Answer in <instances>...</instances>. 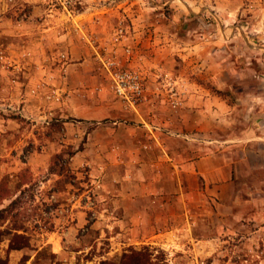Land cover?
I'll return each instance as SVG.
<instances>
[{
	"label": "rangeland",
	"instance_id": "rangeland-1",
	"mask_svg": "<svg viewBox=\"0 0 264 264\" xmlns=\"http://www.w3.org/2000/svg\"><path fill=\"white\" fill-rule=\"evenodd\" d=\"M94 1L100 5L108 2ZM136 1L134 6L144 8L153 1L160 5L158 12L151 15L156 22L164 24L156 34L168 33L171 42L166 48L174 53V70L179 69L182 75L164 71L153 75L157 85L153 90L158 96L166 97L165 108L169 113L164 125L116 118L84 122L67 113V98L71 96L84 100L101 95L111 97L127 113L133 112L142 101L134 108L121 103L111 92L107 73L97 58L103 64L112 61L123 69H139L145 81L141 64L128 65L134 45L129 40L127 18L121 20L127 29L115 20L107 40L97 42L80 27L69 26L63 16L67 12L54 0H6L8 7L0 12V32H13L0 33V98L11 87H20L22 91L13 110L0 106V120L9 119L14 123L11 124L14 130L2 128L4 122L0 123V143L6 148L20 145L22 154L19 158H0L5 171L17 163L12 174L16 178L11 179L8 173L0 178L9 192L0 210L17 191L24 189L21 200L26 211L22 202L13 212L17 217L14 222L0 211L4 217L1 236L13 232L16 225L24 228L15 233L26 237L28 251L16 264L22 260L23 264H37L39 261L34 257L31 262V258L40 243V235L49 231L56 234L62 251L56 254L57 259L47 250L41 251L45 264H98L103 260L117 264L129 249L144 248L151 257H160L159 264H171V259L184 264L186 257L192 264H264V168L256 166L245 172V152L248 157H254L253 151L264 153V140L245 137V115L251 118L248 125L257 129L259 137L264 124L259 123L264 109V0ZM84 4L85 0H74L67 7L68 12L78 11ZM119 27L123 37L115 43L111 37ZM67 31L78 34L90 51L89 61L79 66L83 70L88 67V74L80 81L77 74H68L67 67L83 61L71 59L70 45L60 46L58 37ZM193 81L202 87L203 97L217 95L227 104L223 127L217 133L193 135L173 129L178 124L180 104L172 106L171 93L181 102V87ZM72 83L73 87L83 88L71 94L62 89ZM35 87L40 88L31 92ZM53 90L58 99L46 98ZM120 125L143 129L146 138L140 143L141 151L168 150L164 156L165 170L155 166L146 183L141 188L138 186V192L137 187L134 192L128 190L127 201L131 205L146 199L151 213L156 215L164 209V204L157 188H151L152 184L163 181L165 188L169 187V197L179 195L187 188L185 185L192 184L181 166L184 161L178 160L181 145L189 162L201 159L211 165L217 160L219 167H226L227 184L221 188L216 176L208 179L194 176L198 192L195 199L170 203L165 209L168 218L145 222L144 202L138 205L134 219L130 220L133 213L125 217L110 203V190L113 192L121 183L133 181L131 168L135 164L139 166L141 161L135 163L136 157L128 159L118 143L108 142L110 139L105 148L97 145L99 129L108 128L105 133L112 138L113 129ZM93 131L97 134L92 140ZM47 145L52 147V152L46 168L43 173L35 174L25 164V156ZM21 184L26 186L23 188ZM32 209L34 213L26 218ZM70 226H73V235L67 230ZM157 237L162 243L153 240ZM1 258L8 262L5 251Z\"/></svg>",
	"mask_w": 264,
	"mask_h": 264
},
{
	"label": "crops",
	"instance_id": "crops-1",
	"mask_svg": "<svg viewBox=\"0 0 264 264\" xmlns=\"http://www.w3.org/2000/svg\"><path fill=\"white\" fill-rule=\"evenodd\" d=\"M136 0H108V2H104L102 5L96 3L94 0H85V4L80 7V9L76 12L71 11L67 12V14H63L65 19L69 22V26H77L83 29L88 36H93L94 41L102 42L107 40L106 38L109 36L111 31H113V26L115 25V20L118 22L117 24H122L121 20L124 21L125 18L128 19V23L130 25L131 38L130 43L133 44V55L128 65H136L141 64L145 70L146 77L143 82V97L142 101L138 104L136 109L131 112H123L120 104L117 100L112 99L111 97H106L104 95L98 97H92L90 99H80L79 97L71 96V98H67V113L71 116H76L83 120L84 122H97L103 119H113L116 118L119 121H130V122H143L146 125L149 123H162L166 124L165 118L168 117V113L165 108V98L158 96L157 93L153 90L157 85L154 83L153 75L158 71H164L167 74H178L179 69L177 71L174 70L173 57L174 53L169 52L168 48L170 46L171 39L168 36V33L162 32L160 35L156 34V31L163 29L164 24L162 21L156 22L152 17V13H157L160 5L156 2H151V5L147 8L144 6H137ZM187 6V5H186ZM8 7V3L6 0H0V12L2 13ZM126 24V23H125ZM122 24L126 29L127 25ZM52 30V29H50ZM129 30V29H128ZM57 31V28H55ZM7 32L12 33L10 30H3L0 33L6 34ZM78 36V34H77ZM76 35L70 34V32H66L64 35L59 36L60 46L63 47L66 45H70V57L72 60H76L77 58L82 60L81 64L79 63H71L67 67V72L70 76L77 74V77L80 79L84 78L85 75L88 74V67H85L84 70L80 65H84L89 61L90 51L87 46H83L84 41L80 40V37ZM57 38H54V41ZM57 42V40L55 41ZM161 43V44H160ZM168 47V48H166ZM142 48L145 51L141 50ZM79 55V57H77ZM181 56V55H180ZM137 64V65H138ZM179 76H182L181 74ZM186 81V79H185ZM184 85V84H183ZM75 84H70L69 87L65 88L67 93H75L79 91L80 88L83 87H73ZM9 91L4 93V97L0 98V106L4 108V110H13L15 108L14 104L20 99V94L22 89L20 87H11L8 88ZM180 92H182V100L180 102V109L178 111V124H176V128H173L177 131H181L184 134L189 133L193 135H200L202 132H215L222 129V123L224 119V113L228 111L227 104H225L224 100L217 95L209 94L207 97H203L202 87L196 84L194 81L192 83L185 84V87H181ZM7 93V94H6ZM1 94V91H0ZM19 97V99H18ZM183 102V103H182ZM204 107V110H203ZM261 115L263 116L259 123L262 121L264 123V109L261 111ZM260 116V115H258ZM221 117V118H220ZM227 119V117H226ZM251 118L248 115H245V137L251 136V139H260L264 140V124H261V136L259 137L257 134V129L248 125V120ZM157 121V122H155ZM2 128H7L10 130H14V127L11 124H14L11 120H0ZM4 126V127H3ZM6 126V127H5ZM175 126V125H174ZM109 130L104 127L103 130L100 131L99 137H97V145L101 148L106 145V142L118 143L120 148L125 151V155L130 157H136L135 163L137 161H141V164H135L131 169L134 171L133 181L129 183H121L117 186V189L113 188V192L111 191L110 203L114 204L119 210H121L124 216L130 217L133 213V216L130 217V220L134 219L136 215V209L138 205L143 204L145 207L142 210H145V222L147 220H155L159 221L168 218L165 214V209L169 208L170 203H187L189 199L194 198L195 194H198L196 191V185L194 183L197 175L203 176L204 178H212L216 176V181L219 186L222 188L225 187V182L227 184L228 174L226 173V167H219L218 161L212 162L211 165L207 164V162L202 161L201 159H195L192 162L188 161L187 152L185 147L181 145L183 148L180 151V156H178V160L184 161L181 166L183 171L187 172L186 174L189 178L192 179V184L185 188L184 192H181L179 195L167 196V188L164 186V182H158L154 185H151V188H157L158 194L160 195V199L162 200V204H164V209L156 215L151 213V207L148 208L147 200L145 199L142 202H137L134 205H131L127 201V197L129 196L128 190L130 192H134V188H136L138 192V186L141 188L146 183L147 176L154 167L161 168L165 170L164 156L168 154V150L165 152H156L152 151H141L140 143L145 140L144 131L142 128H133L127 126H118L113 129L112 138L109 134L105 132ZM263 130V131H262ZM17 132V131H15ZM92 140L94 136L97 134L96 131L92 132ZM91 136V134H90ZM93 142V141H92ZM21 141H19V144ZM138 145H137V144ZM92 144V143H91ZM20 146V145H19ZM6 148L5 144L0 143V158L3 157H17L22 154V147L20 146ZM3 147L4 149H1ZM52 152V147L47 145L43 147L40 151H31L27 153L25 156V164L29 167L31 172L35 174L43 173L46 168V163L48 156ZM254 157H248L245 152V172H249L250 170H254L256 166L257 168H264V153L256 154L253 151ZM4 153V155H2ZM197 157V155L195 156ZM259 159V160H257ZM261 160V162H260ZM20 160H18L19 162ZM14 167L8 168V171L3 169L4 162L0 159V178L8 173V176L12 179L15 177L16 166L17 163H14ZM22 164V163H20ZM24 164V165H25ZM23 165V164H22ZM228 172H229V165ZM226 171V172H225ZM50 180L47 178L46 182ZM194 184V186H192ZM26 185H22L24 187ZM17 191L10 200L14 199L15 196L18 195ZM176 198L179 200L176 201ZM193 199V201H194ZM9 202V201H8ZM258 203H261L259 200ZM70 212L72 209H69ZM151 210V211H150ZM140 214L143 215V211L139 210ZM139 214V215H140ZM72 215V214H71ZM156 222V221H155ZM72 225V224H71ZM67 230H69V235H73V226H70ZM260 230V228H259ZM11 231L5 237L1 238L0 241V257H3L4 251L7 247V242L9 237L11 236ZM156 236V235H155ZM157 244L162 241L161 238L157 237L153 239ZM168 242V241H167ZM166 242V243H167ZM162 243V242H161ZM165 243V245H166ZM164 245V246H165ZM193 250L195 246H192ZM48 251L51 256L58 258L56 254L61 253L62 248L60 246V241L56 237V234L53 231L44 232L40 235V243L36 246L34 250L33 258H31V262L34 260H38L37 264H45L42 263L44 261L45 256L41 254V251ZM27 248H22L20 250H11L7 253L8 264H16L19 258L27 253ZM41 255V257H38ZM46 262V261H45ZM171 264H180L178 259H171ZM184 264H192V261L186 257L183 260Z\"/></svg>",
	"mask_w": 264,
	"mask_h": 264
},
{
	"label": "built area",
	"instance_id": "built-area-1",
	"mask_svg": "<svg viewBox=\"0 0 264 264\" xmlns=\"http://www.w3.org/2000/svg\"><path fill=\"white\" fill-rule=\"evenodd\" d=\"M54 2L65 12H68L69 7L74 0H54ZM70 12V11H69ZM123 37V30L121 27L115 29L112 34V41L119 42ZM102 66L104 67L110 85V90L113 95L124 105L134 108L136 104L140 102L143 97V77L142 72L139 69H123L117 63L112 61H106L103 64L101 58L97 57ZM2 56L0 55V60ZM40 87H35L31 92H36ZM56 95L55 90L51 91V94L46 98H53ZM172 106H178L180 104L179 99L175 98L171 93ZM58 99V97H54Z\"/></svg>",
	"mask_w": 264,
	"mask_h": 264
},
{
	"label": "trees",
	"instance_id": "trees-1",
	"mask_svg": "<svg viewBox=\"0 0 264 264\" xmlns=\"http://www.w3.org/2000/svg\"><path fill=\"white\" fill-rule=\"evenodd\" d=\"M13 120H18L16 118H12ZM70 156V155H69ZM23 184H21L22 186ZM24 188V187H23ZM25 192L24 189H22L21 191H19L18 195L10 200V202L8 203V205L6 207H4L3 209H1V215L2 214H6L8 216V218L10 219V221L14 222L15 220H17L15 217V213L14 210L17 209L18 207H20L22 205L23 202V206L22 207L25 211V202L22 201V196L23 193ZM9 196V192L8 190H6L1 182H0V204L3 200L7 199V197ZM34 213V209L29 210L26 213V218L31 216ZM0 215V227L2 226V220H3V216L1 217ZM23 216V215H22ZM12 228V227H11ZM14 231L11 233L10 238L8 239L7 242V247L5 249V253L7 254L9 251L11 250H20L22 248H25L27 246V239L25 236H23L22 234H16V231L22 230L24 231V228L16 225L15 228H12ZM3 231H0V241L3 235ZM160 260V257L157 256L155 257H151L150 253L147 251V249H141L138 251H135L133 249H129L127 251V253H123L119 259V261L117 262V264H159L158 261ZM0 264H8V262L6 261V258H1L0 257ZM19 264H23V260L22 262H20ZM98 264H116V263H112L110 261H100Z\"/></svg>",
	"mask_w": 264,
	"mask_h": 264
}]
</instances>
